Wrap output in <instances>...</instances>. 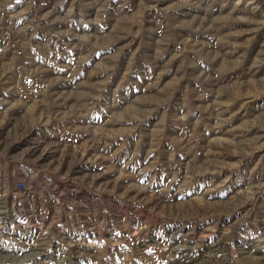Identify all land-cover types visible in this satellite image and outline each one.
I'll return each mask as SVG.
<instances>
[{
  "label": "rangeland",
  "instance_id": "obj_1",
  "mask_svg": "<svg viewBox=\"0 0 264 264\" xmlns=\"http://www.w3.org/2000/svg\"><path fill=\"white\" fill-rule=\"evenodd\" d=\"M263 251L264 0H0V264Z\"/></svg>",
  "mask_w": 264,
  "mask_h": 264
},
{
  "label": "bare ground",
  "instance_id": "obj_2",
  "mask_svg": "<svg viewBox=\"0 0 264 264\" xmlns=\"http://www.w3.org/2000/svg\"><path fill=\"white\" fill-rule=\"evenodd\" d=\"M258 6V5H257ZM257 6H255V7H253V9H256V7ZM27 216V215H26ZM14 222H15V220H12V228H14ZM39 236V235H38ZM33 240V239H32ZM173 245V244H172ZM36 246V245H35ZM213 246V245H212ZM176 247V246H175ZM254 248V247H253ZM177 250V249H176ZM218 250V246H214V249H213V252H211V254H213L214 252H216ZM175 252V251H174ZM188 253V252H187ZM180 254H182V253H180ZM183 254H184V252H183ZM262 257H264V251H263V254H262ZM261 257V258H262ZM259 258V257H258Z\"/></svg>",
  "mask_w": 264,
  "mask_h": 264
}]
</instances>
